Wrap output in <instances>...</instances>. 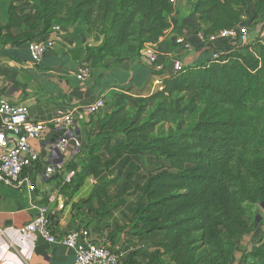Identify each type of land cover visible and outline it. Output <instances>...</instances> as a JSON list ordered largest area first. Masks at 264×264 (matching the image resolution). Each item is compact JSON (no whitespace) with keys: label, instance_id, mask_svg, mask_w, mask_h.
<instances>
[{"label":"trees","instance_id":"16d2710c","mask_svg":"<svg viewBox=\"0 0 264 264\" xmlns=\"http://www.w3.org/2000/svg\"><path fill=\"white\" fill-rule=\"evenodd\" d=\"M248 10L251 28L264 18V0H193V35L234 28ZM172 14L169 0H10L0 40L20 47L54 26L74 27L93 44H77L72 59L96 69L139 58L163 38ZM217 52L169 73L151 95L109 93L80 139L67 192L88 178L95 189L71 210L96 217L98 236L110 227L113 246L124 237L115 245L119 264H226L255 227L251 210L264 201V45L251 37ZM112 175L118 198L109 204ZM114 210L123 223L101 227ZM247 258L242 264H264V237Z\"/></svg>","mask_w":264,"mask_h":264},{"label":"crops","instance_id":"0c3cea01","mask_svg":"<svg viewBox=\"0 0 264 264\" xmlns=\"http://www.w3.org/2000/svg\"><path fill=\"white\" fill-rule=\"evenodd\" d=\"M246 3L250 6L252 0H246ZM192 5L193 0L175 1L173 14L168 19L170 26L163 38L155 44L161 57L179 53L176 40L181 35L196 46L194 51L184 56L186 64L195 62L200 56L207 57V50L193 35L197 16L191 13ZM249 15L248 10L245 18ZM263 27L264 18L251 27L250 36L256 37V30ZM73 31L74 27H61L51 34L54 48L37 63L31 60L26 44L10 47L0 40V97L12 104L25 106L33 122L45 124L40 138L29 141L30 147L39 156L37 164H27L25 167L26 171L34 172V193L27 194L0 185V264L72 263V250L49 245L36 234L24 232V227L36 215V208L42 205H46L50 212V226L54 235L85 228L95 244L99 241V236L92 228V219L74 216L71 210V206L79 201L83 187L74 196L68 195L63 182V173L77 168L79 164L80 139L87 133L88 123L92 118L76 121L70 127V133L66 135L69 163L51 178H45L41 174L43 166L57 160L53 142L65 133L63 128L53 126L51 121L59 114L82 111L100 96L105 97L111 92H124L135 97L151 95L160 89L158 84L169 74V70L160 75L150 71L146 46L139 58L106 60L103 67L90 69L88 78L80 81L77 79L78 71L83 65L89 66V63L73 60L71 51L77 44L84 47L93 43L85 35H76ZM50 197L55 198L53 203H48ZM60 205L63 206L62 209L58 208ZM103 235H106L105 232ZM262 237L264 230L260 225H255L251 233L235 242L233 253L226 264H242L252 246ZM121 239L122 237L115 243L118 248Z\"/></svg>","mask_w":264,"mask_h":264},{"label":"built area","instance_id":"2783aa9c","mask_svg":"<svg viewBox=\"0 0 264 264\" xmlns=\"http://www.w3.org/2000/svg\"><path fill=\"white\" fill-rule=\"evenodd\" d=\"M172 5L176 0H169ZM245 16L241 22L231 29L223 30L217 34L203 38L201 34L194 36L202 47L207 50V56L215 59L219 56L217 52L222 43L248 44L251 41V28L245 25ZM61 27L54 26L51 34L57 32ZM50 35L42 40L26 44L29 56L35 63L40 62L43 57L50 54L54 48V42ZM256 38L264 45V27L256 30ZM179 53L175 56L161 57L156 46L147 45V64L153 74L169 70V73L178 72L186 64L185 55L194 51L193 45L181 35L177 38ZM89 66L83 65L77 74L78 80L88 78ZM161 90V83H159ZM104 107V96H100L95 102L87 105L82 111L76 113L59 114L51 121L55 127H61L65 131L62 137L57 138L53 144L57 160L43 166L41 174L45 178H51L69 163L67 134L70 127L79 120L94 117ZM45 129L44 123L33 122L29 110L22 105H15L0 97V185L15 191L33 194L35 191L34 172L26 171L27 164L34 165L39 162L38 154L30 147L29 141L39 139ZM78 168L69 169L63 173V182L68 188ZM54 197L48 198V203H53ZM62 209L63 206L58 207ZM51 216L46 205L36 208V215L24 227L26 234H36L45 243L68 248L73 251L74 259L71 264H119L117 248L109 244H95L90 239V233L85 228L74 229L63 235L56 236L50 229Z\"/></svg>","mask_w":264,"mask_h":264},{"label":"rangeland","instance_id":"374dc122","mask_svg":"<svg viewBox=\"0 0 264 264\" xmlns=\"http://www.w3.org/2000/svg\"><path fill=\"white\" fill-rule=\"evenodd\" d=\"M10 0H0V24L5 22L6 19V7L7 4L9 3ZM114 175L110 176L109 178V182L107 185V195L109 197V204H113L114 202H116L117 198H118V193H117V182L114 181ZM94 181L92 179H89L83 186V188L81 189L82 192L80 194V200H85L88 198L89 194L93 191V189H95L94 186ZM73 196L75 194H72ZM117 196V197H116ZM96 206V204H94V202L92 203V208H94ZM84 209L87 208V205H85L83 207ZM84 212V210H83ZM252 216L257 217L258 218V222H254L255 225H260L261 228L264 230V211L262 209V207L259 204H256L253 206L252 210ZM92 219V222L95 223V219L96 217H94L93 215H91L90 217ZM117 221L118 223L122 224L123 223V216L122 214L118 211V210H114L111 214V217L109 219H105L102 221L101 227L105 226L106 224H109V226L112 224L113 222ZM84 224V223H83ZM110 227L108 229L105 230L106 235H101L99 234L98 240L96 242V244H109L111 245L114 249L117 248L115 247V245L113 246L110 242L109 239L107 237ZM71 230V229H70ZM104 233V232H103ZM122 238H124L123 236H121Z\"/></svg>","mask_w":264,"mask_h":264},{"label":"water","instance_id":"95a60500","mask_svg":"<svg viewBox=\"0 0 264 264\" xmlns=\"http://www.w3.org/2000/svg\"><path fill=\"white\" fill-rule=\"evenodd\" d=\"M55 142H56V140H54L53 143H55ZM53 151L56 152L55 149H53ZM260 206L262 207V209H263V211H264V201H263V202H260ZM256 221L258 222V218H257V217H256Z\"/></svg>","mask_w":264,"mask_h":264}]
</instances>
